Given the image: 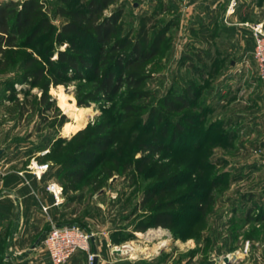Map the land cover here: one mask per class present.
I'll return each instance as SVG.
<instances>
[{
  "label": "rangeland",
  "instance_id": "1",
  "mask_svg": "<svg viewBox=\"0 0 264 264\" xmlns=\"http://www.w3.org/2000/svg\"><path fill=\"white\" fill-rule=\"evenodd\" d=\"M40 1L58 32L70 18L57 10L84 11L89 0ZM254 3L263 23L251 25L264 29V0ZM157 6L151 0L110 5L106 15L123 7L113 40L129 33L135 38L142 17L150 19L151 38L165 28L175 13ZM56 33L43 31L29 42L18 38L15 47L0 50V178L27 174L28 184L44 182L38 168L49 165L44 186L61 189L59 224L93 234L97 264H264V80L254 60L233 66L201 55L194 67L182 61L184 52L167 34L156 55L130 69L141 83L105 96L94 92L92 69L82 75L66 71L54 84L58 53L69 49ZM92 40L78 43L97 65ZM31 57L39 62L26 68ZM39 65L49 75V110L37 104L40 86L28 83L29 69ZM187 85L199 91L197 99L191 107L170 110L165 100L176 101ZM25 100L30 101L22 108ZM99 126L105 131L91 134ZM112 131L105 149L91 145L94 158L79 160L86 157L81 145L110 138ZM78 167L85 174L76 182L70 172ZM163 212L173 216L166 227L154 220ZM47 222L46 232L53 225ZM44 235L37 247L54 264ZM5 240L0 239V264ZM85 264H93L87 254Z\"/></svg>",
  "mask_w": 264,
  "mask_h": 264
},
{
  "label": "trees",
  "instance_id": "2",
  "mask_svg": "<svg viewBox=\"0 0 264 264\" xmlns=\"http://www.w3.org/2000/svg\"><path fill=\"white\" fill-rule=\"evenodd\" d=\"M116 1L117 0H89L86 5V10L84 11L68 10L60 7L57 13L69 17L70 20L57 32L50 18L45 15L43 9L44 4L40 0H0V50L6 47H15V41L18 38L29 42L40 32L49 31L50 34L57 32L56 39L60 42L67 39L69 42V49L60 50L58 53V64L60 66L55 69L57 76L54 78V84L61 83L60 77H63L66 71H73L75 74L82 75L84 69H92L97 78L94 86V92L97 94L101 93L105 96H111L118 93L123 87H136L141 83V78L137 77L138 73L130 69H134L157 54L166 35H169L171 27L177 24L178 15L175 14L167 22L166 27L157 31L152 38L149 35L152 28H149L147 25V20L149 18L142 17L140 28L135 34V38L131 37L129 33L114 41L112 37L120 28L119 20L123 12V7L114 11L111 15H106L105 11ZM163 5L159 4L157 6L160 12L163 10L168 11ZM169 8L170 12H176V9ZM35 20H37L36 24H34ZM31 25H33V28L30 30L29 27ZM28 30L29 32L31 31L29 36H27ZM92 38L94 40H92ZM86 39L92 40L95 43L94 46L97 51L96 57L100 58L97 65H94L95 59L84 55L87 48H85L82 43H78V41ZM200 56L201 54L199 52L191 56L185 55L182 61H185V58L189 59L187 61L191 62V66L195 67L194 60L199 59ZM38 62L36 58L31 57L29 62L26 63V68ZM198 63H200V61ZM28 75L30 76L28 83L32 86H40L42 89V95L39 101H37V104H39L40 107L45 105L47 106L46 110H49V106L51 105L48 95L50 81L45 78L46 75H48L46 68L40 65L38 67H32V69H29ZM198 92V90L187 85L184 93L176 94V101H169L166 99L164 104L170 110L178 111L183 108L191 107L193 99H197ZM29 101L30 100H25L22 108L27 105ZM32 107H35L34 103H32ZM104 131V126H99L97 129L91 130L90 132L91 134H101ZM109 135L110 138L95 139L93 143L87 142L84 143L86 145H81L78 151L80 148H84L82 154L86 157L79 160H82L84 163L87 162L85 158L89 159V161L92 160V158H94V151L88 149V147L92 145L100 147V149H105L107 144L112 140L111 136H113V131ZM82 154L81 156H83ZM70 165L72 164L70 163ZM73 171H75V179L73 180L79 182L85 174V169L78 167L73 169L70 173ZM154 220L156 225L166 227L173 221V216L171 213H158L154 217ZM2 253L0 248V255H2Z\"/></svg>",
  "mask_w": 264,
  "mask_h": 264
},
{
  "label": "crops",
  "instance_id": "3",
  "mask_svg": "<svg viewBox=\"0 0 264 264\" xmlns=\"http://www.w3.org/2000/svg\"><path fill=\"white\" fill-rule=\"evenodd\" d=\"M151 1L164 4L168 12L169 7L176 9L178 22L171 27L169 35L174 47L184 52L182 56L197 51L206 56V61L233 66L254 60L251 24L263 23L256 18L254 0H188L187 7L179 0ZM254 73L246 74V79ZM14 176L16 180L13 181L0 178V238L6 239L5 264H52L44 250L37 247L39 244H35L42 237L39 235H44V229L50 226L47 220L60 225L64 206L56 204L53 194L45 189L46 172L42 178L44 182L39 180L29 184L31 177L27 174ZM92 242L94 246V240ZM85 258L84 252H78L66 264H85ZM111 262L113 260L108 261Z\"/></svg>",
  "mask_w": 264,
  "mask_h": 264
},
{
  "label": "built area",
  "instance_id": "4",
  "mask_svg": "<svg viewBox=\"0 0 264 264\" xmlns=\"http://www.w3.org/2000/svg\"><path fill=\"white\" fill-rule=\"evenodd\" d=\"M187 7L188 0H179ZM255 47L253 58L256 69L261 79L264 80V29L258 24L252 26ZM49 165H41L38 170L41 175L47 172ZM39 178V179H40ZM48 189L53 192L56 204H60V190L55 184L49 185ZM46 210V208H44ZM93 234L83 230L77 225H52L44 237V245L54 264H66L76 253L87 254L91 263L94 262L96 254L92 252Z\"/></svg>",
  "mask_w": 264,
  "mask_h": 264
},
{
  "label": "water",
  "instance_id": "5",
  "mask_svg": "<svg viewBox=\"0 0 264 264\" xmlns=\"http://www.w3.org/2000/svg\"><path fill=\"white\" fill-rule=\"evenodd\" d=\"M1 153H2V150H0V155H1ZM40 240H41V238L37 240V242H36L35 245H38V244L40 243ZM93 240H94V238H93ZM119 251H120V250H119ZM94 253L96 254V256H95V259H94L93 264H97L98 255H97V250H96V249L94 250Z\"/></svg>",
  "mask_w": 264,
  "mask_h": 264
},
{
  "label": "bare ground",
  "instance_id": "6",
  "mask_svg": "<svg viewBox=\"0 0 264 264\" xmlns=\"http://www.w3.org/2000/svg\"><path fill=\"white\" fill-rule=\"evenodd\" d=\"M81 115V114H80ZM70 127V126H69ZM72 128V127H71ZM57 189H59L58 187H57ZM123 247V246H122ZM128 253V252H127Z\"/></svg>",
  "mask_w": 264,
  "mask_h": 264
}]
</instances>
